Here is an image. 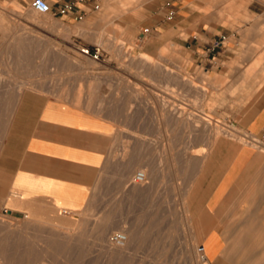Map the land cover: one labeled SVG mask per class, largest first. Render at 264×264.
I'll list each match as a JSON object with an SVG mask.
<instances>
[{
	"label": "rangeland",
	"instance_id": "obj_1",
	"mask_svg": "<svg viewBox=\"0 0 264 264\" xmlns=\"http://www.w3.org/2000/svg\"><path fill=\"white\" fill-rule=\"evenodd\" d=\"M30 1L0 0V164L18 117L25 113L30 118L48 99L111 119L116 140L89 200L74 211L77 217L59 210L44 219L9 212L0 194V218L15 223L8 229L0 224V264H264L259 254L253 262L248 255L230 263L221 258L211 261L219 237L204 235L208 229L204 206L216 172L230 164L229 155L217 150L234 151L233 144L264 151V138L240 124L254 89H241L237 85L247 81L239 78L240 70L232 73L233 67L242 65L241 45L228 46L237 53L234 57L226 56L223 46L209 55L213 40L204 50L194 35L210 40L209 32L224 30L208 23L174 28L175 18L168 19L165 9L168 24H151L148 19L161 11L162 0H99L100 8L88 15L91 19L66 23L62 15L32 9ZM226 1L219 0V16L227 15ZM234 2L237 10L244 4ZM209 4L210 0H198L205 16L211 11ZM186 10L192 15V8ZM20 17L38 18L43 29L19 23ZM146 26L151 31L141 38ZM230 26L241 30V23ZM77 44L99 45V59L86 55ZM144 55L152 58L149 66L132 62ZM18 90L23 95L17 106ZM31 100L36 106L29 104ZM177 105L185 110L180 119L174 115ZM201 111L214 121V129L194 126L185 117ZM134 166L131 177L144 168L151 173L150 188H128V170ZM223 187L220 184L216 192ZM14 202L15 198L7 203ZM117 231L133 235L126 253L111 256L106 245Z\"/></svg>",
	"mask_w": 264,
	"mask_h": 264
},
{
	"label": "crops",
	"instance_id": "obj_2",
	"mask_svg": "<svg viewBox=\"0 0 264 264\" xmlns=\"http://www.w3.org/2000/svg\"><path fill=\"white\" fill-rule=\"evenodd\" d=\"M95 1L99 0H84L79 6L93 5ZM243 2L237 10L234 0H227V15L222 17L218 14L219 0H210L209 16L198 9V0H162L161 11L148 20L158 27L165 26L168 21L164 19L163 10H169L171 5L178 6L174 28L208 23L224 30L209 32L210 40L194 35L198 48L205 50L211 40L214 42L222 34H226L223 45L224 51L228 52L226 56L237 54L234 49H229V45H241L242 65L233 67L232 73L240 70L239 78L247 81L237 85L241 89H254L250 90L251 100L240 124L264 138V0ZM187 7L192 8V15L187 13ZM123 13L125 10L120 12ZM230 13L232 17L228 16ZM89 14L90 11H86L83 18ZM60 19L66 23L75 18L64 15ZM17 20L43 29L41 22L35 21L38 18L20 17ZM239 23L240 31L230 26ZM128 39L133 40L132 37ZM210 50L211 47L207 50L209 55ZM29 102L35 104L32 107L37 104L32 100ZM35 110V115L30 118L25 113L18 117L15 132L9 137L6 157L0 164L3 207L9 212L28 213L43 219L50 218V214L58 210L77 217L79 213L74 211L84 207L89 200L116 140L115 124L111 127V119L58 99L42 101ZM231 146L234 151L230 148L217 150L229 155L226 158L230 164L216 172L215 185L204 206L208 210V229L204 235L215 233L219 237L211 261L221 258L230 263L239 256L248 255L249 261L253 262L252 258L257 254L259 258L264 257V151L251 145ZM220 184L224 185L223 190L216 192ZM14 198L13 205H9L7 202ZM31 210L40 213L31 214Z\"/></svg>",
	"mask_w": 264,
	"mask_h": 264
},
{
	"label": "bare ground",
	"instance_id": "obj_3",
	"mask_svg": "<svg viewBox=\"0 0 264 264\" xmlns=\"http://www.w3.org/2000/svg\"><path fill=\"white\" fill-rule=\"evenodd\" d=\"M44 19V18H43ZM46 23V22H45ZM53 23V22H52ZM51 23V24H52ZM142 37V36H141ZM151 58V57H150ZM147 55H144V56H142V58H139V56H135V57H133V61L132 62H135V63H138V64H140L141 66H143V67H147V66H149V64H150V62H151V60H152V58L150 59ZM156 62V61H155ZM153 63H154V61H153ZM152 63V64H153ZM157 65H158V63H156ZM153 66V65H152ZM154 68V67H153ZM164 68V67H163ZM179 76H181V77H183V75H179ZM186 79V78H185ZM184 79V80H185ZM182 80H183V78H182ZM23 85V84H22ZM184 85V84H183ZM186 85H188V84H186ZM22 87H24L25 88V85L24 86H22ZM184 87V86H183ZM20 88V87H19ZM188 90H189V88H188ZM20 90H18V92H19ZM24 91V90H23ZM191 91V90H190ZM17 92V91H16ZM15 92V93H16ZM22 94H23V92L21 91V92H19V94H17V99H18V103H19V101H20V99H21V96H22ZM15 97H16V95H15ZM15 100H16V98L14 99V102H15ZM163 101V100H162ZM164 102H165V100H164ZM16 103V102H15ZM18 103H17V105H18ZM166 103V102H165ZM177 104V103H176ZM169 104H167V107H169L168 106ZM172 105V104H171ZM173 106V105H172ZM178 106V105H177ZM180 106V105H179ZM177 107L176 109H175V111H174V115H175V117L176 118H182L184 115L183 114H185V110L183 109V108H181V107ZM166 107V108H167ZM170 108V107H169ZM170 109H172V107L170 108ZM173 110V109H172ZM13 112V111H12ZM11 112V113H12ZM192 113V112H191ZM12 116H13V114H12ZM186 118H187V120H189L190 122L192 121V122H194V126H197V127H200L202 124H204V126H206V127H210V126H212L214 123V121H212L211 119H210V117L207 115V114H205V112H203V111H201V113H199V114H189L188 116H185ZM216 124V123H215ZM187 125H188V123H187ZM219 125V124H218ZM218 125H214V127H216V130H217V132H219V130H220V127H218ZM187 127V126H186ZM190 127V126H189ZM191 128V127H190ZM196 128V127H195ZM212 128H213V126H212ZM205 129V128H204ZM214 129V128H213ZM224 130H225V128H224ZM229 130V129H228ZM235 130V129H234ZM233 130V131H234ZM122 131V130H121ZM230 131V130H229ZM214 132H216V131H214ZM239 132V131H238ZM121 133V132H120ZM224 133V132H223ZM234 133V132H233ZM216 134V133H215ZM214 134V135H215ZM218 134V133H217ZM221 134V133H220ZM240 134V133H239ZM223 135V134H222ZM225 135H227V134H225ZM229 136V135H228ZM202 137V136H201ZM237 138V137H236ZM235 138V139H236ZM257 140V139H256ZM210 141V140H209ZM214 141V140H213ZM138 142V141H137ZM125 143V142H124ZM212 144H214L213 142H212ZM129 145V144H128ZM127 148H129L128 146H126ZM204 147V146H203ZM210 148V147H209ZM127 150V149H126ZM200 150V149H199ZM125 151V150H124ZM203 151V150H202ZM126 152V151H125ZM208 152V151H207ZM200 153V152H199ZM204 153V152H203ZM209 153V152H208ZM201 154V153H200ZM124 156V155H123ZM126 156V155H125ZM205 156V155H204ZM196 157V156H195ZM121 158V157H120ZM122 158H124V157H122ZM121 158V159H122ZM132 158V157H131ZM198 158H201V157H198ZM141 159V158H140ZM194 159V158H193ZM203 159V158H202ZM206 159V158H205ZM124 160V159H123ZM126 160V159H125ZM128 161V160H127ZM126 161V162H127ZM135 161V160H134ZM204 161H206V160H204ZM125 162V163H126ZM129 162V161H128ZM139 162V161H138ZM122 164V163H121ZM127 164V163H126ZM124 165V164H123ZM122 165V166H123ZM129 165H131V164H129ZM126 168V167H125ZM128 168V167H127ZM126 168V169H127ZM137 170V167L136 166H134V167H132L131 168V170L129 171L128 170V172H129V174H128V181H130L129 182V184L127 185L128 186V188L129 189H131L132 191H140V190H145V189H148V188H150V186H151V173L146 169V168H144V169H141L144 173H145V180L144 181H136L135 180V176L134 177H131V176H133L132 174L135 172ZM127 174V173H126ZM125 174V175H126ZM136 175V174H135ZM127 181V180H126ZM125 184V183H124ZM126 188V187H125ZM26 222H28V221H26ZM51 222V221H50ZM59 222V221H58ZM57 222V223H58ZM62 222V221H61ZM55 223V222H54ZM0 224L2 225V224H4L5 225V228H11L12 227V225L14 226L15 225V223L13 222V223H11V221H4L2 218H0ZM22 224V223H21ZM62 224H65V223H62ZM61 224V225H62ZM69 224V223H68ZM74 224V223H73ZM72 224V225H73ZM18 225V224H17ZM67 225V224H66ZM3 226V225H2ZM68 226V225H67ZM42 229V228H41ZM55 229H57V228H55ZM56 231V230H55ZM78 232V231H77ZM82 232V231H81ZM61 233H64V232H61ZM67 233V232H66ZM66 233H64V234H66ZM127 233V238H126V241L124 242V243H122V244H118V243H116V242H114L113 240H112V236H111V239H110V241L108 240V243H107V249H108V252H109V254H111V256L112 255H116V254H123V253H126V251H127V249L129 248V246H126V244H129L130 242H131V235H133V234H131V233H129V232H126ZM50 234H52V233H50ZM64 234H63V236L62 237H64ZM68 234V233H67ZM70 234V233H69ZM103 234V233H102ZM54 235V234H53ZM62 235V234H61ZM75 235V234H74ZM74 237V236H73ZM68 238H69V236H68ZM133 238V237H132ZM134 239V238H133ZM71 240V239H70ZM103 241H105V240H103ZM107 242V241H106ZM125 244V245H124ZM130 245V244H129ZM51 246V245H50ZM197 249V248H196ZM5 253V252H4ZM1 256H3V253L2 252H0V259L2 258L3 259V257H1ZM1 259V260H2ZM33 260V259H32ZM3 261V260H2ZM6 263V262H5ZM10 263V262H9Z\"/></svg>",
	"mask_w": 264,
	"mask_h": 264
},
{
	"label": "built area",
	"instance_id": "obj_4",
	"mask_svg": "<svg viewBox=\"0 0 264 264\" xmlns=\"http://www.w3.org/2000/svg\"><path fill=\"white\" fill-rule=\"evenodd\" d=\"M84 0H57L53 2L52 0H31L29 5L32 9L38 12H46L53 15H71L75 19H81L86 14V11L97 10L100 8V2L95 1L93 5L86 7H81L79 4ZM176 15V10L171 8L167 11V18L173 19ZM151 31L149 26L144 27L142 35L144 36ZM226 39V34H222L220 38L216 39L211 49H214L217 46H223ZM78 48L84 52L86 55H89L93 58L99 59L101 52V47L97 45L95 48L89 44H77ZM136 181H144L145 173L143 171H138L135 175ZM127 235L124 232H115L112 235V240L118 244H122L126 241Z\"/></svg>",
	"mask_w": 264,
	"mask_h": 264
}]
</instances>
